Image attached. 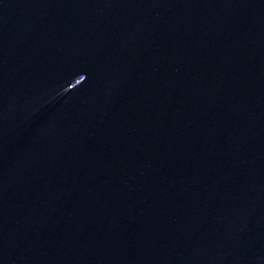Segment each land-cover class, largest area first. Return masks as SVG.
<instances>
[{"label":"water","instance_id":"water-1","mask_svg":"<svg viewBox=\"0 0 264 264\" xmlns=\"http://www.w3.org/2000/svg\"><path fill=\"white\" fill-rule=\"evenodd\" d=\"M0 264H264V0H0Z\"/></svg>","mask_w":264,"mask_h":264}]
</instances>
